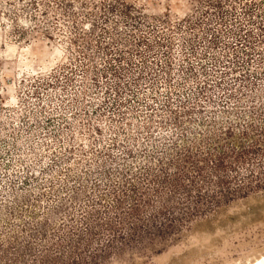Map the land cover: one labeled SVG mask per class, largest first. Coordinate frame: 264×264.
Returning a JSON list of instances; mask_svg holds the SVG:
<instances>
[{"label":"rangeland","instance_id":"374dc122","mask_svg":"<svg viewBox=\"0 0 264 264\" xmlns=\"http://www.w3.org/2000/svg\"><path fill=\"white\" fill-rule=\"evenodd\" d=\"M258 98L264 0H0V264L46 247L45 264L264 256V189L219 197L191 172L160 177L167 150L185 166L179 143L196 137V153ZM157 177L183 188L123 230L132 189Z\"/></svg>","mask_w":264,"mask_h":264},{"label":"trees","instance_id":"16d2710c","mask_svg":"<svg viewBox=\"0 0 264 264\" xmlns=\"http://www.w3.org/2000/svg\"><path fill=\"white\" fill-rule=\"evenodd\" d=\"M264 98H258L243 122H228L226 125L207 131L214 134L207 144L193 153L196 137L190 142H182L177 145V151L182 157L185 166L178 163L168 164L164 160L167 155H172L170 150L165 152V158L161 157L162 164L166 167L161 170L162 175L171 177L191 172L187 181L195 178L198 182L193 187L194 192L200 194L209 192L219 197L228 194L237 195L241 192L253 193L264 189ZM251 113V114H250ZM240 124V125H239ZM183 188L182 184L163 183L158 177L150 182L147 189L133 190L134 195L128 207V216L119 218V224L129 227V222L147 221L152 218L153 212H158L168 204L165 195ZM131 190V189H130ZM126 200V199H124ZM191 202V201H190ZM57 254L50 252L46 247L33 264H45L55 262Z\"/></svg>","mask_w":264,"mask_h":264},{"label":"bare ground","instance_id":"6f19581e","mask_svg":"<svg viewBox=\"0 0 264 264\" xmlns=\"http://www.w3.org/2000/svg\"><path fill=\"white\" fill-rule=\"evenodd\" d=\"M249 264H264V256L258 258V259H255L254 262L252 263H249Z\"/></svg>","mask_w":264,"mask_h":264}]
</instances>
